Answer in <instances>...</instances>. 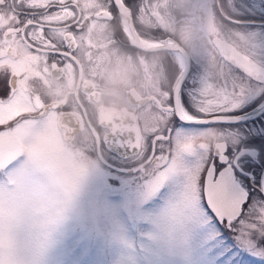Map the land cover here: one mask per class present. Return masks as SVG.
I'll return each instance as SVG.
<instances>
[{
	"label": "snow or ice",
	"instance_id": "obj_1",
	"mask_svg": "<svg viewBox=\"0 0 264 264\" xmlns=\"http://www.w3.org/2000/svg\"><path fill=\"white\" fill-rule=\"evenodd\" d=\"M90 7L123 23L133 7L143 10L137 0H0V132L41 107L27 90L33 69L48 75L78 53L91 55L76 14ZM220 10L250 34L246 51L261 58L257 70L239 48L219 43L210 62L189 67L156 102L142 136L116 144L102 171L101 193L119 195L115 216L123 212L142 237L133 264L141 256L171 264L179 254L217 264L233 247L264 256V0H224Z\"/></svg>",
	"mask_w": 264,
	"mask_h": 264
},
{
	"label": "flooded vegetation",
	"instance_id": "obj_2",
	"mask_svg": "<svg viewBox=\"0 0 264 264\" xmlns=\"http://www.w3.org/2000/svg\"><path fill=\"white\" fill-rule=\"evenodd\" d=\"M166 1L137 0V5L143 4V10L133 7L131 18L129 21L126 19V23L111 19L110 14L109 18H103L105 10L100 7H90L84 13L77 10L81 27L93 45L87 50L91 55L89 56L87 52L78 53L77 61L69 68L48 75H41L39 70L33 69L27 90L41 107L23 113L27 123H22L20 128H31L40 118L51 117L62 140L79 141L85 137L89 142L92 141L95 157L102 164L101 174L102 171L108 172L114 162V150L109 149L104 141V136L110 129L100 122L99 112L102 106L116 109V116L111 119L115 137L123 136L126 140L132 141L144 134L150 114L155 111L156 102L163 99L182 74L183 67L177 53L168 50L150 51L138 47L139 44L162 43L167 39L177 41L185 48L180 34H175L173 30L183 25L181 19L186 17L187 12L182 15L180 12L170 11ZM197 1L194 3L193 14L203 28V22L195 12ZM102 2L103 0H89L90 4L98 5ZM223 3L224 0H206L214 26L222 33L219 38L239 48L245 58L259 66L261 58L246 51L251 44V37L247 31L237 32L229 27H219L218 20L221 23L227 22L220 10ZM152 5L157 8L164 5L165 11L171 15L170 27L165 26L163 14ZM152 16L155 21H152ZM134 40L139 41L138 45L133 42ZM164 54L168 58H162ZM113 58H117L121 64L120 67L109 70L108 61ZM196 62V58L190 56L189 67L196 65ZM106 68L110 75H105ZM19 114L21 113L18 112L17 115ZM64 127L70 130L79 129L67 141L64 139ZM18 128L14 130L17 131L15 133L17 135L20 133ZM124 131L129 134H121ZM7 136L6 133L0 132V152L3 153L0 171L21 155L16 137L10 134V147L6 143Z\"/></svg>",
	"mask_w": 264,
	"mask_h": 264
},
{
	"label": "clouds",
	"instance_id": "obj_3",
	"mask_svg": "<svg viewBox=\"0 0 264 264\" xmlns=\"http://www.w3.org/2000/svg\"><path fill=\"white\" fill-rule=\"evenodd\" d=\"M218 37L217 27L203 26L206 54ZM181 39L187 43V35ZM13 135L21 155L0 171V264H52L53 248L72 234H117L114 201L94 190L99 161L71 149L34 156L31 130Z\"/></svg>",
	"mask_w": 264,
	"mask_h": 264
},
{
	"label": "rangeland",
	"instance_id": "obj_4",
	"mask_svg": "<svg viewBox=\"0 0 264 264\" xmlns=\"http://www.w3.org/2000/svg\"><path fill=\"white\" fill-rule=\"evenodd\" d=\"M194 3L195 0L166 1L168 6L167 8L170 11L174 13L180 12L182 15L187 12L186 17L181 19L183 25L173 31L175 34H180V37L187 35V43L182 41V39L181 41L191 58H196V65H199L204 62H210V57L213 52L211 55L204 52L205 47L209 46L206 45L203 40L202 28L193 14ZM189 5L190 7L188 8ZM152 7L155 10H160L164 16L165 26L170 27L171 15L169 12L165 11L164 5L162 8H157L154 5H152ZM167 8L166 10H168ZM152 21H155L153 16ZM218 23L219 27H229L237 32L244 31L237 29L235 26L230 25L227 22L221 23L218 20ZM219 35L222 36L220 30ZM164 55L165 56L162 58H168L166 54ZM108 63H110L109 70H113L114 67H120L121 64L117 58L109 60ZM106 70L105 75H110V71L107 68ZM22 129L23 128L20 127L18 128L20 131ZM27 129L31 130V142L29 149L34 156H41L48 154L49 152L63 154L71 149L74 152L78 151L85 158L98 161L95 157L92 141L89 142L85 137L80 138L79 141L78 139L71 142L62 140L60 132L51 120V117L49 118L46 116L40 118L38 121L33 123L31 128ZM13 133H17V131L6 133L8 135L6 143L10 147V134ZM2 158L3 153L0 152V162L2 161ZM100 177L101 172H99V174L95 177L94 190L96 193L103 195L100 191ZM3 199V192H0V203L3 202ZM113 201L115 205H119L120 197L118 194L115 196ZM116 221H118L123 227L122 229H119L115 235L111 234L107 230H101L98 233L87 235L72 234L64 240L58 242L53 248L52 264H133L132 255L133 252L139 248L142 237L136 229L129 225L127 217L123 214V212H120V214L116 216ZM121 236L123 237V240H126L129 244L134 245V248L130 249L120 239ZM228 243H232L230 237L228 238ZM233 253H235V255H233ZM135 264H147V262L145 261V258L141 256L135 261ZM171 264H189V258L184 254H179L171 258ZM217 264H264V256L258 255L256 252L250 253V250H241L233 247L231 251H224L223 255L219 257Z\"/></svg>",
	"mask_w": 264,
	"mask_h": 264
},
{
	"label": "water",
	"instance_id": "obj_5",
	"mask_svg": "<svg viewBox=\"0 0 264 264\" xmlns=\"http://www.w3.org/2000/svg\"><path fill=\"white\" fill-rule=\"evenodd\" d=\"M195 12L198 14L200 20L203 22V26H205V25L214 26L212 16L210 14V10L206 4V0H198L197 1V8H196ZM126 16H127V14H126ZM126 19H127V17H126ZM127 21H129V19H127ZM218 39H219L220 43H222V44H225L228 46H233L232 44L220 39L219 37H218ZM133 42L136 45H138L139 41L134 40ZM138 47L141 49L150 50V51L168 50V51H172L175 53H179V55L184 59V66L182 68V74L186 73L187 69L189 68L190 56H189L187 50L177 41H168L167 39H164L162 41V43H153V44H149V45L148 44H145V45L139 44ZM245 61L248 62L249 59L245 58ZM258 67H259L258 64L254 63L253 61L248 62V68L250 71H256ZM115 114H116V109L113 107H108V106H102V109L99 112L101 124L104 126H107L110 129V132L104 136V141H105L106 146L111 150H114L116 144H118V143H127V142L131 141V140H126V138H124L123 136L115 137V133L113 132L114 126L111 123V119L114 116H116ZM120 126H122V125H120ZM64 129H65L64 139L69 141L72 138L73 133L75 131H77L79 128H72L70 130L68 127H64ZM121 134L127 135V134H129V132L124 131V132H121Z\"/></svg>",
	"mask_w": 264,
	"mask_h": 264
},
{
	"label": "bare ground",
	"instance_id": "obj_6",
	"mask_svg": "<svg viewBox=\"0 0 264 264\" xmlns=\"http://www.w3.org/2000/svg\"><path fill=\"white\" fill-rule=\"evenodd\" d=\"M177 56H178V58H179V61H180V63H181V56L179 55V54H177Z\"/></svg>",
	"mask_w": 264,
	"mask_h": 264
}]
</instances>
